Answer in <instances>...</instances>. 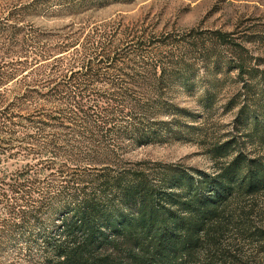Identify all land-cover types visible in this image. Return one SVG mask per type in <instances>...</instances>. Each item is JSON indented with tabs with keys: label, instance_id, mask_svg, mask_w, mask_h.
Listing matches in <instances>:
<instances>
[{
	"label": "trees",
	"instance_id": "obj_1",
	"mask_svg": "<svg viewBox=\"0 0 264 264\" xmlns=\"http://www.w3.org/2000/svg\"><path fill=\"white\" fill-rule=\"evenodd\" d=\"M49 1L77 18L138 0ZM82 23L21 28L7 54L1 89H25L8 105L0 92V264H264V70L251 36ZM228 88L224 109L238 112L209 149L214 172L132 160L207 140ZM181 94L197 96L198 116Z\"/></svg>",
	"mask_w": 264,
	"mask_h": 264
},
{
	"label": "rangeland",
	"instance_id": "obj_2",
	"mask_svg": "<svg viewBox=\"0 0 264 264\" xmlns=\"http://www.w3.org/2000/svg\"><path fill=\"white\" fill-rule=\"evenodd\" d=\"M52 4L49 0H0V75L8 72V64L12 67V58L7 54L13 45L21 43L22 37L17 30L34 29L43 34H58L72 26L79 27L82 22L83 25L122 24L125 27L145 24L155 26L160 31L164 28L238 30L251 36L248 48L260 69L264 70V0H138L132 5H114L77 18L55 14L59 9ZM17 80L4 87L8 91L5 96L7 105L17 92L25 89V82L22 84ZM2 87L0 85V92L4 90ZM234 92V88L225 89L222 101L207 122V140L193 137L191 141L152 145L137 149L131 155L132 160L214 172V164L208 153L212 144L233 131L238 110L227 112L224 106ZM197 101V96L186 94H181L178 99L181 106L198 116L200 109ZM3 103L0 95V105Z\"/></svg>",
	"mask_w": 264,
	"mask_h": 264
}]
</instances>
